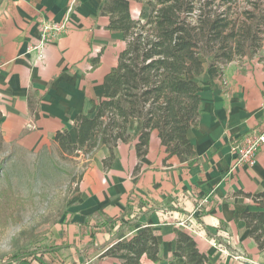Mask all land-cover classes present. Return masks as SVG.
Listing matches in <instances>:
<instances>
[{"label":"crops","instance_id":"1","mask_svg":"<svg viewBox=\"0 0 264 264\" xmlns=\"http://www.w3.org/2000/svg\"><path fill=\"white\" fill-rule=\"evenodd\" d=\"M107 0H78L67 33L49 44L45 59L28 52L40 40L43 21L62 22L72 0H0V139L15 151L38 154L56 147L54 138L67 130L92 101L104 99V81L117 66L126 43L109 31L99 16ZM131 0L133 19L148 11ZM201 101L198 127L188 139L198 155L189 167L171 156L158 132L147 153L138 157L141 123H130L132 135L114 149L91 158L67 199L65 221L56 225L43 254L17 264H122L124 253L104 255L151 227L159 243V261L143 256L141 264H187L174 259L176 230L191 235L206 264H264L242 214L254 209L251 196L264 191V146L253 167L236 166L233 143L264 128V47L258 56L207 69L195 79ZM226 83V84H225ZM36 93L31 112L29 95ZM81 157V156H80ZM16 264V263H10Z\"/></svg>","mask_w":264,"mask_h":264},{"label":"trees","instance_id":"2","mask_svg":"<svg viewBox=\"0 0 264 264\" xmlns=\"http://www.w3.org/2000/svg\"><path fill=\"white\" fill-rule=\"evenodd\" d=\"M130 3L107 0L99 9V16L109 18L107 29L124 35L126 47L105 78L104 99L92 101L91 109L76 117V143L67 130L58 132L54 143L63 158L81 154L91 158L106 146L111 155L104 166L110 168L114 149L131 138L130 123L139 121L138 157L147 153L151 133L157 131L169 157L193 167L198 155L188 131L198 127L201 118L195 79L207 69L259 55L264 42V0H147L148 11L136 20ZM36 96L31 92L28 99L32 113L37 110ZM250 198L254 209L241 218L264 253V191ZM176 237L174 259L185 258L187 264L208 262L191 235L177 229ZM117 253L127 257L122 264H141L143 256L160 260L151 227L127 242H117L104 255Z\"/></svg>","mask_w":264,"mask_h":264},{"label":"rangeland","instance_id":"3","mask_svg":"<svg viewBox=\"0 0 264 264\" xmlns=\"http://www.w3.org/2000/svg\"><path fill=\"white\" fill-rule=\"evenodd\" d=\"M133 1L140 9L147 0ZM80 156L63 158L56 147L38 154L15 151L0 139V264H17L47 249L87 165L88 157Z\"/></svg>","mask_w":264,"mask_h":264},{"label":"built area","instance_id":"4","mask_svg":"<svg viewBox=\"0 0 264 264\" xmlns=\"http://www.w3.org/2000/svg\"><path fill=\"white\" fill-rule=\"evenodd\" d=\"M77 1L78 0H72V3L67 10L66 17L62 22L45 20L41 23L39 42L35 45H30L28 48V52L34 54L38 61H43L45 59L46 49L49 44L67 33L70 16ZM3 67L4 64L0 63V69ZM263 146L264 128L255 129L236 140L232 145V152L236 159V166L253 167L256 164L257 155Z\"/></svg>","mask_w":264,"mask_h":264}]
</instances>
